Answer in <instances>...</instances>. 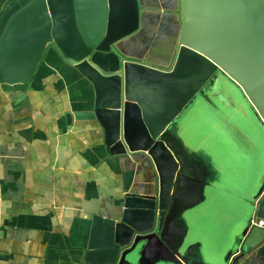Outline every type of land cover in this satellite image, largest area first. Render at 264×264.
<instances>
[{
  "label": "water",
  "instance_id": "obj_1",
  "mask_svg": "<svg viewBox=\"0 0 264 264\" xmlns=\"http://www.w3.org/2000/svg\"><path fill=\"white\" fill-rule=\"evenodd\" d=\"M140 12L137 0L28 1L0 32V88L25 90L53 50L91 84L92 102L73 116L100 125L105 158L142 154L153 168L154 193H127L117 219L92 215L86 250L73 264H237L264 238L256 224L264 222V141L255 192L243 201L249 219L210 242L208 230L190 223L203 224L197 210L218 199L232 169H221L212 143L184 127L204 124L203 108H222L243 109L264 128V0H176L179 30L167 64L119 48L138 30ZM225 79L244 107L227 95Z\"/></svg>",
  "mask_w": 264,
  "mask_h": 264
},
{
  "label": "crops",
  "instance_id": "obj_2",
  "mask_svg": "<svg viewBox=\"0 0 264 264\" xmlns=\"http://www.w3.org/2000/svg\"><path fill=\"white\" fill-rule=\"evenodd\" d=\"M28 1L0 0V32ZM137 1L140 26L119 48L167 64L179 30L176 0ZM92 100L91 84L53 50L25 90L0 88V264H73L92 215L117 219L127 193H154L146 156L105 158L100 125L75 119ZM237 264H264V238Z\"/></svg>",
  "mask_w": 264,
  "mask_h": 264
},
{
  "label": "rangeland",
  "instance_id": "obj_3",
  "mask_svg": "<svg viewBox=\"0 0 264 264\" xmlns=\"http://www.w3.org/2000/svg\"><path fill=\"white\" fill-rule=\"evenodd\" d=\"M129 54H134L130 48L127 49ZM132 57H137L129 55ZM139 58V57H138ZM227 95H231L237 107H244L246 103L244 97L234 89V85L224 80ZM234 86V87H233ZM237 97V98H236ZM241 100V102L238 100ZM199 102H196L198 104ZM241 103V104H240ZM190 112L184 116L185 119ZM202 116L209 118L204 124L198 120L191 121L189 124L183 120L180 127H184L188 134L199 133L210 147V142L214 150V160L222 169V163L228 162L232 172L227 176V185L219 189L222 193L216 194L217 200L213 204L208 201L197 211H204L199 222L203 224L190 223L193 228L197 226L208 230V240L210 242L219 239L224 231L234 222H246L250 217V210L245 209L243 201L251 197L255 192V171L258 166V145L264 141V128L258 124V120L251 118L243 110L229 109L223 111L218 108L215 112L202 109ZM206 131L207 135H201V131ZM224 158H219L218 156ZM194 241V240H190Z\"/></svg>",
  "mask_w": 264,
  "mask_h": 264
},
{
  "label": "built area",
  "instance_id": "obj_4",
  "mask_svg": "<svg viewBox=\"0 0 264 264\" xmlns=\"http://www.w3.org/2000/svg\"><path fill=\"white\" fill-rule=\"evenodd\" d=\"M256 224L259 225V226H264V222H262L260 220H257Z\"/></svg>",
  "mask_w": 264,
  "mask_h": 264
}]
</instances>
